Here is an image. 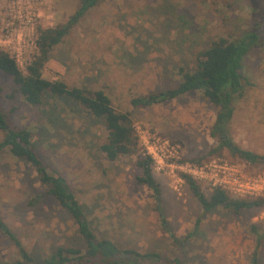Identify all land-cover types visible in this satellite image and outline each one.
Masks as SVG:
<instances>
[{
	"label": "rangeland",
	"instance_id": "1",
	"mask_svg": "<svg viewBox=\"0 0 264 264\" xmlns=\"http://www.w3.org/2000/svg\"><path fill=\"white\" fill-rule=\"evenodd\" d=\"M78 3L0 0V35L12 31V48L27 53L28 35L19 21L32 23L35 32L37 26L65 24ZM255 28L260 36L243 58L246 91L235 104L228 135L234 145L264 155V0H100L51 50L42 75L70 87L103 88L117 110L130 113L140 143L136 153L106 160L97 151L105 137L101 122L84 119L80 111H61L51 126L46 113L51 100L40 108L27 105L1 71L0 109L11 125L32 131L39 155L67 178L98 235L193 264H248L256 249L264 264V205L203 213L182 175L186 164L224 161L251 175L263 172L264 164L248 163L219 146L211 134L216 109L199 92L147 107L130 104L134 96L175 85L177 69L189 70L195 54L212 40L237 38ZM0 49L11 51L6 45ZM29 52L32 57L34 51ZM41 127L48 132H39ZM145 152L153 157L168 232L159 224L150 190L136 181L137 160ZM194 180L208 197L211 182ZM45 193L25 161L6 149L0 152V220L39 264L57 246H81L68 213ZM197 219L195 234L183 245L174 242L171 234L183 239ZM17 258L13 242L0 230V261Z\"/></svg>",
	"mask_w": 264,
	"mask_h": 264
},
{
	"label": "trees",
	"instance_id": "2",
	"mask_svg": "<svg viewBox=\"0 0 264 264\" xmlns=\"http://www.w3.org/2000/svg\"><path fill=\"white\" fill-rule=\"evenodd\" d=\"M100 0H79L78 7L65 24L55 26H37V53L22 70L14 58L4 49H0V71L12 78L22 100L31 107H44L51 100L47 123H55L61 111L81 112L83 118L101 122L105 137L98 145L97 151L108 161H115L120 156L136 153L140 150L132 118L128 111H119L109 94L103 88L89 89L84 85L68 86L61 79H48L42 75V68L51 50L63 39L70 28L95 7ZM260 29H251L237 38L219 37L212 40L194 56V65L186 70L177 69L178 81L172 87L134 96L130 99L132 107H147L178 96L199 92L215 109V119L211 134L219 140V146H227L248 163H263L264 155L234 145L228 135V124L232 118L235 104L243 98L246 83L242 74L243 58L249 49L256 45ZM13 97V93L9 95ZM57 105L67 107L58 110ZM36 130V129H35ZM0 152L8 150L16 159L25 161L34 171L39 182L45 187V194L53 197L58 205L69 215L76 225L81 246H57L43 258L45 264H193L180 256L172 259L157 251H140L119 245L110 237L98 235L81 202L71 189L67 178L58 168H49L39 155L34 144L33 133L27 127L16 128L11 125L8 113L0 109ZM47 133L45 127L38 129ZM198 162L200 159L192 160ZM137 165L141 172L136 176L137 183L150 190L153 209L156 211L159 224L168 232L167 221L161 205L159 184L153 175V157L144 153ZM191 193L200 203L203 213L211 212L218 207L234 213L264 205V197H237L220 187H212L207 197L199 184L188 174H182ZM199 219L196 220L193 232L183 239L172 235L174 242L183 245L195 234ZM255 228V226H252ZM0 230L14 244L18 258L12 261H0V264H39L22 244V242L0 220ZM248 264H259L256 249L250 254Z\"/></svg>",
	"mask_w": 264,
	"mask_h": 264
},
{
	"label": "built area",
	"instance_id": "3",
	"mask_svg": "<svg viewBox=\"0 0 264 264\" xmlns=\"http://www.w3.org/2000/svg\"><path fill=\"white\" fill-rule=\"evenodd\" d=\"M20 22V27L28 35L29 51H34V55L37 53L36 45V32L33 29L32 23L27 24L23 21ZM13 32L7 31L3 35H0V45L8 46L11 51L10 55L14 58L17 65L21 68L26 66L32 59L30 52L25 53L24 50H18L12 48ZM29 52V53H28ZM25 57L23 64L22 56ZM25 69V67H24ZM22 69V70H24ZM184 174L190 175L193 179H206L211 182L213 187H220L230 194L237 197L246 196H261L264 197V171L258 174H247L240 167L227 162H213L204 165L186 164L183 166Z\"/></svg>",
	"mask_w": 264,
	"mask_h": 264
}]
</instances>
